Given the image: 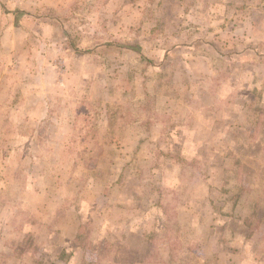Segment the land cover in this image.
Returning a JSON list of instances; mask_svg holds the SVG:
<instances>
[{"label":"rangeland","instance_id":"374dc122","mask_svg":"<svg viewBox=\"0 0 264 264\" xmlns=\"http://www.w3.org/2000/svg\"><path fill=\"white\" fill-rule=\"evenodd\" d=\"M198 5L182 19L166 0H0V264H224L227 232L214 219L234 203L260 241L242 255L264 251L253 209L263 189L244 184L233 150L209 146L211 118L188 112L231 119L237 91L190 75L208 76L194 61L218 60L213 45L230 37L216 26L233 21L212 12L219 0ZM183 42L194 49H174ZM214 66L224 78L234 69ZM186 120L196 124L180 129ZM213 167L221 182L207 196Z\"/></svg>","mask_w":264,"mask_h":264},{"label":"crops","instance_id":"0c3cea01","mask_svg":"<svg viewBox=\"0 0 264 264\" xmlns=\"http://www.w3.org/2000/svg\"><path fill=\"white\" fill-rule=\"evenodd\" d=\"M166 1L180 4L182 11L179 17L183 19L188 18L194 8L195 11H198V4H200L202 0ZM219 2L220 5L211 7L215 8V10H213L212 12H219V17L225 16L224 20L228 19V21H233L230 24L229 22L225 21L217 24L218 26H216V32H219V36L217 38L222 39L220 37L221 33H223L224 36L230 37V41L228 45L221 43L220 45L219 43L213 45L216 49V55L219 56L218 60L216 59L212 61V59H210V57L205 53V55H199L198 58L195 59L194 62L196 63V65L201 66L203 73H207L208 76H205L201 73L190 75H192V78H195L196 76V83L202 84L208 81L220 83L224 82L229 83L233 89L237 90L232 96H229V99H232V102L229 103L230 105L228 107H224L228 116L232 114L231 119L227 116H221L220 112L217 111V108L205 109L203 107H199L200 109H195V107H189L188 112L190 115H193L192 112L198 113V115L206 114L211 118V121L204 122L206 124L203 123V125H206V129L211 130L212 132H216L217 138L213 139V142L210 143L209 146H223L229 151L233 150L235 154L233 152L232 153L236 155L238 168L241 170L244 184H247V179H251L249 180L253 184L251 186V189H253L254 191L258 187H261L263 189L262 192H258L259 194H261L259 202L255 200V205L253 206L252 204L256 219L262 220L264 216L263 116L261 115L262 122H260V120L258 123L253 122L258 121L256 116L260 117V113L264 114V89L260 88V84L262 85V82L264 83V0H219ZM183 3H192L194 5L189 10H186ZM218 16L214 14V16L211 15L210 17H214L215 19ZM207 32L209 35L210 30L208 29ZM240 32L242 33V37L244 38L241 39V41L244 40L243 44H238L237 36H241L239 34ZM258 34L261 35L260 39H258ZM232 37H234V39H232ZM196 39H200V37H197ZM205 41L206 39L202 42L204 47L212 46V44L206 43ZM174 49L183 51L192 50L194 48L190 46V43L183 42L182 44L175 46ZM219 59L226 60L227 63L234 67V69H231L230 73L225 76V78L222 77L220 72L217 71V66H214L215 63L219 61ZM183 63L186 67H189L190 63L187 64V61H184ZM196 91L197 92H194L192 90L188 91L187 96L189 98H196L199 97L201 93H204L203 91H201V89H198ZM219 97H223L224 99L223 95H219ZM255 101L259 102V107L261 108V111L257 109L259 111L256 113L257 115H253L250 111V109L252 108L251 104ZM253 113L255 114V112ZM242 117L245 118L242 119ZM187 120L184 125H180V129L187 130L189 126H192V123L196 124V122L190 120L187 122ZM181 140L182 141H180V143H182L180 145L198 147L207 145V143L204 144L201 141L191 143L190 140ZM219 175H221L220 172H217L213 167L212 173L209 174L208 178L205 179V177L202 176V179L206 180L207 196H212L216 192V190L212 188L211 185L217 180L221 182ZM225 177L230 179L232 178V176L229 175H226ZM254 181L257 184H255ZM248 194V191L242 193L244 197H246ZM250 194H253V192H251ZM240 198L242 197H239V200ZM207 202L208 204H210L209 200H207ZM251 203L252 202L250 200V202H248V207H252L250 206ZM231 209L234 210V212H232V214L230 213L229 216L227 215V219H214V228L216 226H220L223 223V229L227 232L226 237H224L223 239L220 238V242L224 244L225 247L224 251H227L228 253L226 254V256L225 253L224 256H219L221 257V261L224 264H238L239 262L243 261L244 258H253L255 260L258 259L260 261V264H264V251L261 250L260 253H256L257 250L251 251L254 247L260 245L259 239L254 236V230L251 226L252 222L245 220V218H239V216L241 215L237 216L233 214L237 211V203L232 204ZM215 229L219 230V228L217 227ZM218 240L215 242H218ZM247 246L250 247L251 250H249L247 253H243L245 254V256H243L241 253L242 248ZM193 257L195 256L192 255L191 259H193ZM196 258L197 261H201H199L200 264H205V257L202 258L196 256Z\"/></svg>","mask_w":264,"mask_h":264}]
</instances>
